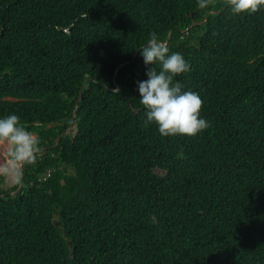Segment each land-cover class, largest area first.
<instances>
[{
    "label": "trees",
    "instance_id": "1",
    "mask_svg": "<svg viewBox=\"0 0 264 264\" xmlns=\"http://www.w3.org/2000/svg\"><path fill=\"white\" fill-rule=\"evenodd\" d=\"M15 136L0 264H264V0H0Z\"/></svg>",
    "mask_w": 264,
    "mask_h": 264
},
{
    "label": "rangeland",
    "instance_id": "2",
    "mask_svg": "<svg viewBox=\"0 0 264 264\" xmlns=\"http://www.w3.org/2000/svg\"><path fill=\"white\" fill-rule=\"evenodd\" d=\"M24 140V136H15L11 139H1L0 141V176L1 174L4 175L3 181L0 182V187L2 188H8L17 181L18 170L21 167L22 158L20 155L16 158L10 153L13 149L15 141L23 143Z\"/></svg>",
    "mask_w": 264,
    "mask_h": 264
},
{
    "label": "water",
    "instance_id": "3",
    "mask_svg": "<svg viewBox=\"0 0 264 264\" xmlns=\"http://www.w3.org/2000/svg\"><path fill=\"white\" fill-rule=\"evenodd\" d=\"M166 44V43H165ZM74 115H73V118H72V120H71V125H70V128H71V126H72V124H73V119H74V116H75V110H74ZM70 128L68 129V131L70 130ZM21 166H22V162H21ZM21 175H22V170H21V167H20V179H21Z\"/></svg>",
    "mask_w": 264,
    "mask_h": 264
},
{
    "label": "bare ground",
    "instance_id": "4",
    "mask_svg": "<svg viewBox=\"0 0 264 264\" xmlns=\"http://www.w3.org/2000/svg\"><path fill=\"white\" fill-rule=\"evenodd\" d=\"M1 141V140H0Z\"/></svg>",
    "mask_w": 264,
    "mask_h": 264
}]
</instances>
